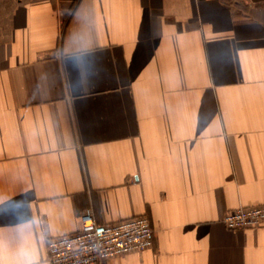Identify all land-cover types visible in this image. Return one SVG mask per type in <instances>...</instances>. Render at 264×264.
Returning <instances> with one entry per match:
<instances>
[{
    "label": "crops",
    "instance_id": "1",
    "mask_svg": "<svg viewBox=\"0 0 264 264\" xmlns=\"http://www.w3.org/2000/svg\"><path fill=\"white\" fill-rule=\"evenodd\" d=\"M264 0H0V264L145 216L102 264H264Z\"/></svg>",
    "mask_w": 264,
    "mask_h": 264
},
{
    "label": "built area",
    "instance_id": "2",
    "mask_svg": "<svg viewBox=\"0 0 264 264\" xmlns=\"http://www.w3.org/2000/svg\"><path fill=\"white\" fill-rule=\"evenodd\" d=\"M80 219V230L48 240L50 264H102L116 256L144 251L153 244L154 233L145 216L101 224L87 209ZM222 223L229 230L261 227L264 205L240 206L226 213Z\"/></svg>",
    "mask_w": 264,
    "mask_h": 264
}]
</instances>
